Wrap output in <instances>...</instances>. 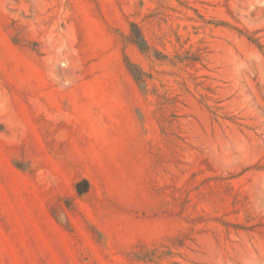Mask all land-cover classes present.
<instances>
[{
	"label": "rangeland",
	"instance_id": "374dc122",
	"mask_svg": "<svg viewBox=\"0 0 264 264\" xmlns=\"http://www.w3.org/2000/svg\"><path fill=\"white\" fill-rule=\"evenodd\" d=\"M0 264H264V0H0Z\"/></svg>",
	"mask_w": 264,
	"mask_h": 264
}]
</instances>
